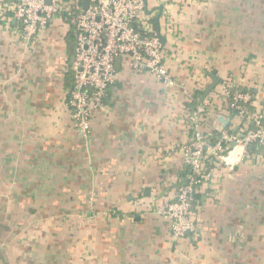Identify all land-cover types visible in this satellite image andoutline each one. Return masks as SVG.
I'll list each match as a JSON object with an SVG mask.
<instances>
[{
  "label": "crops",
  "instance_id": "0c3cea01",
  "mask_svg": "<svg viewBox=\"0 0 264 264\" xmlns=\"http://www.w3.org/2000/svg\"><path fill=\"white\" fill-rule=\"evenodd\" d=\"M148 7L159 14L155 0ZM167 13L176 85L118 60L88 136L66 105L72 54L60 18L32 43L15 21L0 23V264H264L262 152L213 165L194 232L173 239L160 212L189 167L190 104L211 74L264 107V0H171ZM209 97L199 128L212 136L224 100ZM229 118L225 130L254 126Z\"/></svg>",
  "mask_w": 264,
  "mask_h": 264
},
{
  "label": "built area",
  "instance_id": "2783aa9c",
  "mask_svg": "<svg viewBox=\"0 0 264 264\" xmlns=\"http://www.w3.org/2000/svg\"><path fill=\"white\" fill-rule=\"evenodd\" d=\"M148 1L88 0L86 4L85 0H0V23L15 21L21 37L29 43L55 18L66 23L65 35L72 33L73 38L68 68L72 86L67 89L66 105L75 128L83 136L89 135L93 115L104 106L109 86L116 79L118 60L134 73H149L167 87L176 85L159 37L164 31L158 28L156 10L149 11ZM155 1L158 7L163 5L162 15L169 19L167 8L171 0ZM212 93L224 100L217 115L239 117L252 121L254 126H242L235 131L225 130L223 126L224 129L217 131L218 140L212 144L211 135H205L199 128L211 108ZM250 99L248 92L226 78L204 102L189 111L193 134L182 146V153L191 174L185 184L177 186L166 207L160 209L171 222L173 239L179 240L197 228L193 210L195 183L208 180L213 165L223 160L236 164L249 154V147L255 142L264 146V107L251 109ZM137 202L143 204V199Z\"/></svg>",
  "mask_w": 264,
  "mask_h": 264
},
{
  "label": "trees",
  "instance_id": "16d2710c",
  "mask_svg": "<svg viewBox=\"0 0 264 264\" xmlns=\"http://www.w3.org/2000/svg\"><path fill=\"white\" fill-rule=\"evenodd\" d=\"M70 35L72 36V33H70ZM69 51L71 54H73V44L70 43V47H69ZM67 86L68 87H71L72 86V81H71V77H70V72H69V77H68V83H67ZM201 94L200 95H197L196 98L191 102L190 106L192 108H195L196 106H198L200 104V98H201ZM248 106H250L251 109H254V107L251 105V102L248 104ZM234 111V110H233ZM232 111V112H233ZM264 122V121H263ZM219 138V133L216 131L214 133H212V136L210 138V141L212 144H214ZM258 151L262 152L264 154V146L261 145L260 143L258 142H255L254 144H252L250 147H249V151L250 153H258ZM191 174V170H190V167H187L185 169V171L181 174V180L179 182V185L180 184H185L186 180H187V177ZM203 180L200 179L198 182L195 183V192L193 194V210H197L200 203H201V200H202V194L199 192V186L202 184Z\"/></svg>",
  "mask_w": 264,
  "mask_h": 264
},
{
  "label": "water",
  "instance_id": "95a60500",
  "mask_svg": "<svg viewBox=\"0 0 264 264\" xmlns=\"http://www.w3.org/2000/svg\"><path fill=\"white\" fill-rule=\"evenodd\" d=\"M145 1H146V0H145ZM85 2H86V4H87V3H88V0H85ZM158 10H159V14H158L157 17H156V23H157L158 28H159V26H160V17H161L162 12H163V5L159 6V7H158ZM159 37H160L162 43L165 44V42H166V38H165L163 35H161V34H159ZM211 76H212L213 82H212V84H210V85L204 90V92H203V94H202V96H201V98H200V102H204V100L207 98V96H208V95H209V94H210V93L216 88V86H217L218 83L220 82V79H219L218 76L216 75V72H213V73L211 74ZM254 92L256 93L257 90L255 89ZM218 119H219V121L223 124L224 127H226V126L229 124V122H230V118H225V117L222 116V115H221ZM233 145H235V143H233ZM207 166H209V163L207 164ZM187 233H189V232H187Z\"/></svg>",
  "mask_w": 264,
  "mask_h": 264
},
{
  "label": "rangeland",
  "instance_id": "374dc122",
  "mask_svg": "<svg viewBox=\"0 0 264 264\" xmlns=\"http://www.w3.org/2000/svg\"><path fill=\"white\" fill-rule=\"evenodd\" d=\"M60 20H61V19H60ZM61 22H63V21L61 20ZM63 24H64L65 27L67 26L66 23L63 22ZM68 41H69V43H72L73 38H72L71 35L68 36ZM11 181H12V180H11Z\"/></svg>",
  "mask_w": 264,
  "mask_h": 264
}]
</instances>
